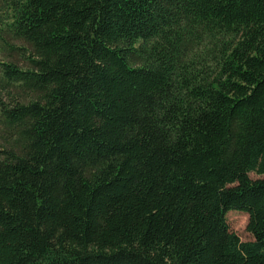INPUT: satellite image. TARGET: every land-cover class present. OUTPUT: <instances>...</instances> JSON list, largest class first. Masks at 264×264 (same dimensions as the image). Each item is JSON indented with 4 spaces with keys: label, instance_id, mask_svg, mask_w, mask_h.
<instances>
[{
    "label": "trees",
    "instance_id": "1",
    "mask_svg": "<svg viewBox=\"0 0 264 264\" xmlns=\"http://www.w3.org/2000/svg\"><path fill=\"white\" fill-rule=\"evenodd\" d=\"M0 55V264H264V0H0Z\"/></svg>",
    "mask_w": 264,
    "mask_h": 264
},
{
    "label": "rangeland",
    "instance_id": "2",
    "mask_svg": "<svg viewBox=\"0 0 264 264\" xmlns=\"http://www.w3.org/2000/svg\"><path fill=\"white\" fill-rule=\"evenodd\" d=\"M249 176L251 178L259 177V175L255 174L254 172H250ZM225 216L230 230L235 232L241 240L245 241L252 239L251 233L246 229L248 220V215L246 212L240 210H230Z\"/></svg>",
    "mask_w": 264,
    "mask_h": 264
}]
</instances>
